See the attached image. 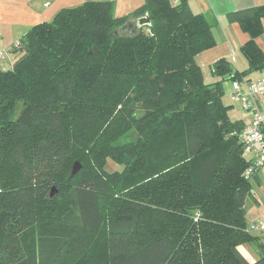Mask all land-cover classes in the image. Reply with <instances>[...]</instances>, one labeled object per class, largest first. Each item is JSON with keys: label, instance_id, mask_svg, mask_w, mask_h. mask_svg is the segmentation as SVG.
<instances>
[{"label": "trees", "instance_id": "trees-1", "mask_svg": "<svg viewBox=\"0 0 264 264\" xmlns=\"http://www.w3.org/2000/svg\"><path fill=\"white\" fill-rule=\"evenodd\" d=\"M144 13L149 27L114 34ZM263 16L264 5L226 15L249 35L248 66L219 59L211 83L195 57L216 44V22L187 0L124 16L86 1L15 40L20 57L0 69V264H264L245 218L260 167L246 174L245 121L222 89L264 67Z\"/></svg>", "mask_w": 264, "mask_h": 264}, {"label": "crops", "instance_id": "crops-1", "mask_svg": "<svg viewBox=\"0 0 264 264\" xmlns=\"http://www.w3.org/2000/svg\"><path fill=\"white\" fill-rule=\"evenodd\" d=\"M86 1H111L114 15L124 16L138 8L144 0H0V52H5V58L0 59V69H10L20 57L21 53L6 49L29 27L50 21L62 8L73 7ZM169 2L175 6L180 0H169ZM187 3L193 13H202L209 22H216L213 27L216 44L199 52L195 57L203 79L207 83L219 79L209 72H212V65L222 58L227 59L235 70L247 68V61L239 49L248 40L249 35L241 30L238 23L229 22L226 15L232 11L264 5V0H187ZM261 23L263 33L255 40L264 53V16L261 18ZM255 73L257 75L253 76ZM243 77L249 80L264 77V67ZM248 116L249 112L246 118L238 119L246 122ZM258 177V183H253L252 193L245 202V218L248 224L264 220V166L260 168ZM252 246L255 254L259 255L256 244Z\"/></svg>", "mask_w": 264, "mask_h": 264}, {"label": "built area", "instance_id": "built-area-1", "mask_svg": "<svg viewBox=\"0 0 264 264\" xmlns=\"http://www.w3.org/2000/svg\"><path fill=\"white\" fill-rule=\"evenodd\" d=\"M10 46L6 50H10ZM4 58L5 52H0V59ZM230 85L229 99L249 112L248 120L239 133L244 153L250 161L246 170L248 175L252 168L264 166V77L249 80L242 76L232 79ZM250 231L264 243V220L251 223Z\"/></svg>", "mask_w": 264, "mask_h": 264}, {"label": "rangeland", "instance_id": "rangeland-1", "mask_svg": "<svg viewBox=\"0 0 264 264\" xmlns=\"http://www.w3.org/2000/svg\"><path fill=\"white\" fill-rule=\"evenodd\" d=\"M210 75L212 74V72H209ZM214 75V74H213ZM257 73L253 74V76H256ZM207 78V77H206ZM220 78V77H219ZM218 80V79H217ZM230 80H225L223 83H222V89H223V101L225 104L227 105H231V110L229 111V114L230 116L233 118V119H238V118H246L247 115H248V112L245 111V110H242L238 104H234L232 103V101L229 99V94H230V91H231V88H230ZM105 168L108 170V171H114V170H118L120 171L122 168H123V165L121 164H118L116 163L115 161H113L112 159L108 158L107 159V162H106V165H105ZM56 193V190L55 188L53 189L52 191V194L54 195ZM253 245H255V243H247V244H242L240 245V251H242V253L246 256V258L248 260H256L258 258V255L255 254L254 250H253ZM252 246V247H251ZM257 253V252H256Z\"/></svg>", "mask_w": 264, "mask_h": 264}, {"label": "water", "instance_id": "water-1", "mask_svg": "<svg viewBox=\"0 0 264 264\" xmlns=\"http://www.w3.org/2000/svg\"><path fill=\"white\" fill-rule=\"evenodd\" d=\"M150 26V16L144 13L140 16L130 17L122 26L114 30L116 36L133 37L137 35L143 28ZM80 163L74 162L71 170V176L75 175L80 169Z\"/></svg>", "mask_w": 264, "mask_h": 264}]
</instances>
